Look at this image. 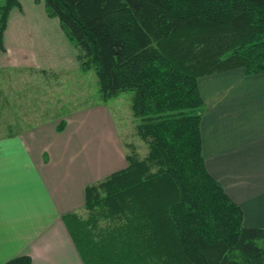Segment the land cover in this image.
<instances>
[{
    "label": "trees",
    "instance_id": "trees-1",
    "mask_svg": "<svg viewBox=\"0 0 264 264\" xmlns=\"http://www.w3.org/2000/svg\"><path fill=\"white\" fill-rule=\"evenodd\" d=\"M43 3L80 68L94 70L102 99L132 91L135 132L148 145L140 155L132 144L123 167L85 185L84 214L62 215L84 264H264V225L243 223L205 164L198 86L207 73L264 71V0ZM18 4L0 3V48Z\"/></svg>",
    "mask_w": 264,
    "mask_h": 264
},
{
    "label": "crops",
    "instance_id": "crops-1",
    "mask_svg": "<svg viewBox=\"0 0 264 264\" xmlns=\"http://www.w3.org/2000/svg\"><path fill=\"white\" fill-rule=\"evenodd\" d=\"M11 27L6 19L0 48V84L11 82L0 87L10 120L0 134V264L21 253L30 264H84L62 215L84 214L85 185L123 167L126 152L105 102L73 106L68 96L39 94L58 74L83 81L76 57L68 66L65 54L54 56L59 62L44 59V50L39 60L31 58L19 44L31 30L10 34ZM52 68L59 72L41 70ZM53 86L56 93L60 85ZM198 86L207 169L241 206L245 225H264V71L248 74L238 66L207 73ZM63 102L68 108L59 114Z\"/></svg>",
    "mask_w": 264,
    "mask_h": 264
},
{
    "label": "rangeland",
    "instance_id": "rangeland-1",
    "mask_svg": "<svg viewBox=\"0 0 264 264\" xmlns=\"http://www.w3.org/2000/svg\"><path fill=\"white\" fill-rule=\"evenodd\" d=\"M4 0H0L2 3ZM18 5H13L9 8L7 15V25L11 27L10 34H13L12 31L18 29V27H28L31 31V36L29 38H23V42H20V45H24L22 47L24 52L27 53L31 58H36L39 60L38 53L44 50L48 53L44 59H49L51 61L59 62L58 57H54L57 54L64 55L65 65L68 66L70 63L68 62L69 58L73 59L76 57L75 52L72 51L73 46L71 40L66 35L62 26L59 23V20L56 15H50L46 12L43 0H18ZM20 12L21 14L14 13ZM16 15V16H15ZM28 31V29H25ZM68 41V42H66ZM70 43V44H68ZM74 47V46H73ZM75 48V47H74ZM13 50L14 47L12 48ZM52 52H49V50ZM71 49V55H70ZM20 51V50H16ZM21 52V51H20ZM14 53V52H13ZM77 60V58H76ZM80 68V66H79ZM23 72L24 70L16 69L14 71ZM39 71L40 69H35L34 71ZM44 72H56L59 69H43ZM84 70V71H83ZM17 71V72H18ZM32 71V69L30 70ZM41 71V70H40ZM83 71L86 74V77L83 76V81L79 80L78 83L74 79H66L62 77L63 74H58V78L60 79L55 82L53 79H50L48 82H51L52 85L50 87H44L43 92L39 94L42 95L45 93L47 97H51L54 99L55 94L59 97L68 96L70 101L76 99V101H72L73 106L84 105V104H93L97 101L105 102L104 105L109 110V113L114 122L116 132L119 140L121 141V145L123 150L130 151L132 144L135 145L137 152L143 154L147 151L148 145L147 143L135 132V123L137 122V117L132 113L131 110V90H120L115 93H112L104 99L100 97V93L98 90L96 75L92 68L78 70V77L81 76L80 73ZM59 72V71H58ZM11 78V77H10ZM7 84V82H5ZM39 83V82H38ZM4 85L1 83L0 87L3 89L11 88V82L9 85ZM53 84L60 85L57 92L55 93V87ZM78 84V85H77ZM53 94V95H52ZM64 99V98H63ZM66 102H63L62 109H60L59 114L66 112L68 106ZM71 106V104L69 103ZM61 108V107H59ZM0 134L6 132L7 128L3 126V123L9 120L7 117L9 115V111H7L6 107L2 109L0 105ZM56 112H54L55 114ZM38 114V112L36 113ZM32 117L35 115L30 114ZM12 120V118H11ZM10 121V120H9ZM8 130H12V125ZM127 143V145H125ZM81 251V246L78 245Z\"/></svg>",
    "mask_w": 264,
    "mask_h": 264
}]
</instances>
